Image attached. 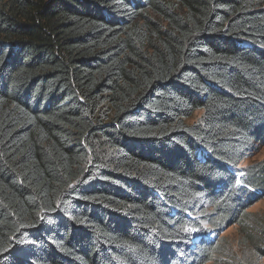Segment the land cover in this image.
I'll use <instances>...</instances> for the list:
<instances>
[{
  "label": "trees",
  "instance_id": "obj_1",
  "mask_svg": "<svg viewBox=\"0 0 264 264\" xmlns=\"http://www.w3.org/2000/svg\"><path fill=\"white\" fill-rule=\"evenodd\" d=\"M253 142L264 0H0V264H259Z\"/></svg>",
  "mask_w": 264,
  "mask_h": 264
},
{
  "label": "rangeland",
  "instance_id": "obj_2",
  "mask_svg": "<svg viewBox=\"0 0 264 264\" xmlns=\"http://www.w3.org/2000/svg\"><path fill=\"white\" fill-rule=\"evenodd\" d=\"M202 111L197 110L193 113V115L187 119L188 123H192L197 121L201 116ZM252 147L246 152V158L243 160L239 166L242 167H251L255 165L263 164L264 162V144L253 142ZM247 212L252 214L251 220L258 221L264 220V195L256 200L250 207H248ZM218 235H213L212 232L214 230L209 231L210 239L215 241H222L223 247L227 250V255L233 257L235 252H239V250L244 248V238H245V231L242 226L239 225H224L223 229H221ZM195 242L196 239H195ZM247 247V245H245ZM233 253V255H232ZM224 261V260H223ZM212 264V263H210ZM218 264H226V263H218ZM259 264H264V261H261Z\"/></svg>",
  "mask_w": 264,
  "mask_h": 264
}]
</instances>
